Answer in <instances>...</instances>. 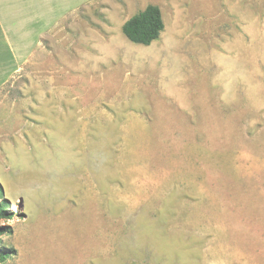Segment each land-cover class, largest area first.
<instances>
[{
    "label": "rangeland",
    "instance_id": "374dc122",
    "mask_svg": "<svg viewBox=\"0 0 264 264\" xmlns=\"http://www.w3.org/2000/svg\"><path fill=\"white\" fill-rule=\"evenodd\" d=\"M2 2L0 264H264V0Z\"/></svg>",
    "mask_w": 264,
    "mask_h": 264
},
{
    "label": "trees",
    "instance_id": "16d2710c",
    "mask_svg": "<svg viewBox=\"0 0 264 264\" xmlns=\"http://www.w3.org/2000/svg\"><path fill=\"white\" fill-rule=\"evenodd\" d=\"M163 30V22L160 10L156 6L149 5L142 12L134 15L122 26V33L131 43L149 46L154 42ZM8 201L4 198V192L0 185V220L10 219L7 212ZM3 231L0 228V236ZM13 250L0 249V263L13 254Z\"/></svg>",
    "mask_w": 264,
    "mask_h": 264
},
{
    "label": "crops",
    "instance_id": "0c3cea01",
    "mask_svg": "<svg viewBox=\"0 0 264 264\" xmlns=\"http://www.w3.org/2000/svg\"><path fill=\"white\" fill-rule=\"evenodd\" d=\"M6 1L5 5L8 6ZM14 2L15 0H9V8L12 6V9H14ZM3 5V2L0 3V7ZM13 39L14 18L10 21L5 12L0 11V84L7 80L9 75L14 71L15 50L11 43Z\"/></svg>",
    "mask_w": 264,
    "mask_h": 264
}]
</instances>
